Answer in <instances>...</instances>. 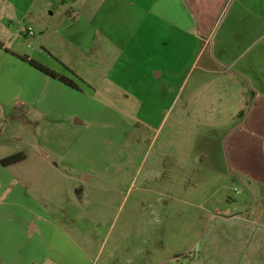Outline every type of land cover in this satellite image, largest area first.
Returning <instances> with one entry per match:
<instances>
[{
	"label": "rangeland",
	"instance_id": "obj_1",
	"mask_svg": "<svg viewBox=\"0 0 264 264\" xmlns=\"http://www.w3.org/2000/svg\"><path fill=\"white\" fill-rule=\"evenodd\" d=\"M181 2L0 0V264L183 262L213 216L264 225V184L230 165L250 86Z\"/></svg>",
	"mask_w": 264,
	"mask_h": 264
},
{
	"label": "crops",
	"instance_id": "obj_2",
	"mask_svg": "<svg viewBox=\"0 0 264 264\" xmlns=\"http://www.w3.org/2000/svg\"><path fill=\"white\" fill-rule=\"evenodd\" d=\"M181 6L190 20L197 13L212 34L215 72L250 86L244 100L252 96L251 110L229 136L231 153L240 159L230 165L264 184V0H184ZM211 218L214 227L200 257L161 264H264V225L228 213Z\"/></svg>",
	"mask_w": 264,
	"mask_h": 264
},
{
	"label": "trees",
	"instance_id": "obj_3",
	"mask_svg": "<svg viewBox=\"0 0 264 264\" xmlns=\"http://www.w3.org/2000/svg\"><path fill=\"white\" fill-rule=\"evenodd\" d=\"M30 63L34 66H36L37 68H39V70L51 75L52 77H55L56 79L64 82L65 84L67 85H70L72 86L73 88H76V89H79V85L71 78L67 77V76H64V75H61V74H58L56 73V71L46 67V66H43L41 64H39L38 62L34 61V60H30ZM23 159H25V155L23 154L22 156H20L19 154L17 155H13L11 157H8L6 159H4L2 161V164L3 165H9L11 163H14V162H17V161H22Z\"/></svg>",
	"mask_w": 264,
	"mask_h": 264
}]
</instances>
